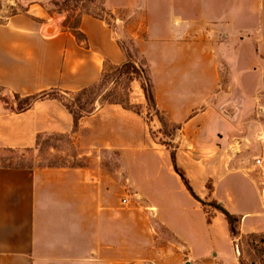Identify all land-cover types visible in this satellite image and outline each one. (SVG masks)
Masks as SVG:
<instances>
[{
  "label": "crops",
  "instance_id": "0c3cea01",
  "mask_svg": "<svg viewBox=\"0 0 264 264\" xmlns=\"http://www.w3.org/2000/svg\"><path fill=\"white\" fill-rule=\"evenodd\" d=\"M104 8L115 28L84 14L78 36L64 25L65 17L45 36L49 24L43 18L51 15L43 8L40 15L28 11L0 22V90L21 98L78 93L96 83L107 66L125 62L119 39L127 33L146 64L161 115L196 135L235 130L237 124L220 114L230 96L228 87L220 90V69L230 60L241 67L239 53L246 46L261 51L264 0H104ZM128 21L134 23L127 26ZM73 128L59 99L36 101L21 113L0 101L2 148H31L38 135H72ZM193 180L187 179L199 196L204 179ZM105 189L96 175L81 169L0 168V264H117L116 217ZM247 189L244 195L255 201L246 212L232 188L230 202L222 203L239 216L240 232L264 233L258 194ZM190 207L198 210L194 203ZM167 227L175 233L173 225ZM190 235L196 242L210 241L212 225L201 217Z\"/></svg>",
  "mask_w": 264,
  "mask_h": 264
},
{
  "label": "rangeland",
  "instance_id": "374dc122",
  "mask_svg": "<svg viewBox=\"0 0 264 264\" xmlns=\"http://www.w3.org/2000/svg\"><path fill=\"white\" fill-rule=\"evenodd\" d=\"M53 2L0 0V22L28 11L40 15V8H45L52 12L51 17L43 18L49 24L45 36H51L50 26L58 27L63 17L73 15L74 19L78 14L59 13ZM58 2L60 5L62 0ZM82 9L115 28L104 0L86 2ZM129 22L127 26L134 23ZM259 26L261 51L256 48L252 52L246 46L239 53L241 67L230 60L220 69V90L228 87L230 95L220 114L237 124L234 131L227 133L220 128L201 135L182 132L179 125L150 109L141 90L142 75L132 76V85L127 76L107 66L100 89L85 95L57 94L61 103L76 114L79 106L94 113L83 117L74 134L44 137L31 148L0 147V167L81 169L96 175L106 184V203L110 202L111 217H116L117 264H264V246L259 241L264 233L240 232L239 216L227 211L222 203L230 202L228 191L232 188L233 194H240L233 199L246 212L255 201L244 195L250 186L258 194L264 214V170L255 167V159L264 154V20ZM119 43L146 73V64L132 38L126 33ZM0 97L5 98L6 108H16L22 101L1 90ZM105 99L123 100L132 111L125 113ZM179 174L189 183L195 177L203 178L201 194L189 196ZM190 203L198 210H192ZM212 203L236 219L233 227L237 237H231L225 215ZM201 217L212 225L210 241L196 242L190 235L191 226ZM169 224L175 233L167 227ZM215 254H219L218 259Z\"/></svg>",
  "mask_w": 264,
  "mask_h": 264
},
{
  "label": "trees",
  "instance_id": "16d2710c",
  "mask_svg": "<svg viewBox=\"0 0 264 264\" xmlns=\"http://www.w3.org/2000/svg\"><path fill=\"white\" fill-rule=\"evenodd\" d=\"M59 0H54L53 4L55 6L58 7V12L59 13H69V12H72L73 14H75V12H78L77 15H75L74 19H72L71 17L73 16H66L65 18V21H64V25H67V27L72 30V32L78 36L77 34V27L79 25V22H80V18L82 15L84 14H88V15H92L90 13H87L85 11H83L82 7H83V4L86 3V2H92L93 0H62L61 4L59 5ZM82 4V5H80ZM80 6V7H79ZM47 14L49 15H52V12L48 11L47 9L43 8ZM94 17H98L96 15H92ZM99 18V17H98ZM125 57H126V60L125 62L117 67V68H114V71L116 73H118L119 75H125L127 76V80L129 82V84L135 80L132 76L134 75H137L138 73L142 76H139V78H141L142 82H141V90L143 92V95H144V98L147 102V104L149 105L150 109L156 113V116L157 114H159L158 110L156 109V106H155V99H154V94H153V88H152V83H151V80L149 78V75H148V70L147 72L145 73L143 70H140L136 65L135 63L133 62V59L131 57L130 54H128L127 52H125ZM104 78V72L102 73L100 79L92 84L91 86L87 87V88H84L82 89L81 91L78 92L79 95H85L86 93L88 92H92L93 90L95 89H100L102 86H103V79ZM129 89H127V92L129 93ZM58 92L56 91H48V92H43L39 95H36V96H32V97H26V98H21L20 96L16 95V94H13L12 96L15 98V99H20L22 100L20 103H18L17 107L16 108H13V107H8L10 110H12L13 112H16V113H21V112H24L26 110H28L32 104L36 101H39V100H43V99H46V98H49V99H58ZM126 98L128 99V94L126 95ZM0 101L2 103H6L5 101V98L4 97H0ZM79 101V100H78ZM105 103L107 104H110V105H118L120 106L122 109L124 110H127V111H132V109L124 103L123 100H119V99H110V100H107L105 99L104 100ZM127 103H128V100H127ZM66 110L71 114V116L73 117V120H74V128H73V131H75L76 127H77V124H78V121L83 118L84 116H89L91 115L92 113L90 112H85L83 109V106H79L78 107V113L76 114L75 112H73L70 108H68L67 106L63 105ZM52 136H65V135H60V134H41V135H38L37 138H36V142H35V145L34 147L38 146L39 144V141L44 138V137H52ZM173 162H175V157L172 158ZM0 168H8V169H31L30 167H24V166H19V167H0ZM176 172H178L177 170H175ZM180 179L185 187V189L189 192V194L191 196H195L192 192V189L191 187L189 186V183L187 181V179L183 176V175H180ZM212 207H214L215 209H217L218 211L221 212V210L218 209L219 205L216 204V203H212L210 204ZM222 213V212H221ZM223 214V213H222ZM228 223H229V233L231 235V237L235 238L237 237L238 233L235 229V227H233V224H235L236 222V219L234 217H232L229 213H226L224 214ZM253 236V235H252ZM256 237V236H254ZM259 241L260 243L263 245V237H260L259 238ZM263 251H264V247H263ZM240 264H242L240 262Z\"/></svg>",
  "mask_w": 264,
  "mask_h": 264
},
{
  "label": "built area",
  "instance_id": "2783aa9c",
  "mask_svg": "<svg viewBox=\"0 0 264 264\" xmlns=\"http://www.w3.org/2000/svg\"><path fill=\"white\" fill-rule=\"evenodd\" d=\"M255 167L264 170V154L255 159ZM123 203L126 201L123 200Z\"/></svg>",
  "mask_w": 264,
  "mask_h": 264
},
{
  "label": "water",
  "instance_id": "95a60500",
  "mask_svg": "<svg viewBox=\"0 0 264 264\" xmlns=\"http://www.w3.org/2000/svg\"><path fill=\"white\" fill-rule=\"evenodd\" d=\"M218 209L221 210V212H222L223 214H226V213H227V212H226L221 206H219ZM187 264H188V263H187Z\"/></svg>",
  "mask_w": 264,
  "mask_h": 264
}]
</instances>
